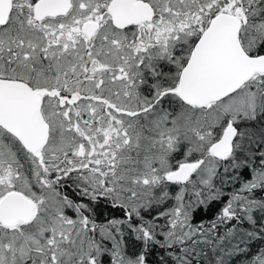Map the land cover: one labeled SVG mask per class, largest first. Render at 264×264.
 I'll return each mask as SVG.
<instances>
[{"label":"snow or ice","instance_id":"snow-or-ice-1","mask_svg":"<svg viewBox=\"0 0 264 264\" xmlns=\"http://www.w3.org/2000/svg\"><path fill=\"white\" fill-rule=\"evenodd\" d=\"M257 239L264 0H0V264H264Z\"/></svg>","mask_w":264,"mask_h":264},{"label":"trees","instance_id":"trees-1","mask_svg":"<svg viewBox=\"0 0 264 264\" xmlns=\"http://www.w3.org/2000/svg\"><path fill=\"white\" fill-rule=\"evenodd\" d=\"M175 190V189H173ZM68 194L70 196H73V193L71 190H68ZM73 198H75L73 196ZM222 202H217L211 204L209 207L208 205L203 206V210H198L193 218L194 224H200L203 223L205 225H208L216 216L219 208L221 207ZM123 213L119 209L111 208L107 205L106 202L101 200L96 206H95V219L98 223H104L106 220L111 218H121ZM259 216V214H257ZM163 223V221H161ZM242 229L246 230H253L252 226L245 222L243 225H241ZM220 233L222 234L225 231V227L222 226L220 228ZM124 251L126 255L128 256H134L136 253L142 251V242L137 240L135 237V234H133L130 231L125 230L124 235ZM261 247H264V243H261L258 239L251 242L250 247V255H254ZM168 251L166 249L160 248L158 246H152L151 249L148 252V262L149 264H162L161 258H163L164 261H166V264H173V261L168 256ZM204 251L209 254V256L212 255L211 249L208 247L204 248ZM104 264H111V257L109 255H105L103 258ZM229 258L226 257V260ZM246 260V257L242 254L233 255L230 258V264H243V262ZM202 264H205V262L202 261Z\"/></svg>","mask_w":264,"mask_h":264}]
</instances>
